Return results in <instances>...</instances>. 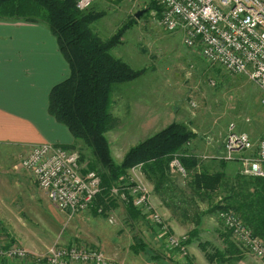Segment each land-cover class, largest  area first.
Segmentation results:
<instances>
[{
	"label": "rangeland",
	"instance_id": "rangeland-1",
	"mask_svg": "<svg viewBox=\"0 0 264 264\" xmlns=\"http://www.w3.org/2000/svg\"><path fill=\"white\" fill-rule=\"evenodd\" d=\"M148 5L149 0L119 3L95 0L89 7L94 14H102L91 26L101 40L110 38L123 25L131 24L112 54L138 75L113 86L109 112L117 124L104 133L110 156L119 165L130 149L175 126L196 137L170 162L178 160L181 164L180 156L194 157L195 168L210 174L219 173L224 165L226 180L235 181L241 175L239 161L251 160V156L256 158L257 145L264 138L261 103L264 95L247 77L229 75L219 66L205 63L197 51L185 48L181 32L163 30L156 13L145 11ZM140 11L144 13L135 18ZM232 134L247 135L250 147L236 151L228 161L225 146ZM70 136L72 144L65 149L78 152L81 167L89 170L90 165L94 166L97 171H90L101 178L107 169L97 164L91 149ZM34 146L17 149L0 145V239L24 248L29 257L45 262L46 252L52 246L74 245L97 249L108 264H188L185 256L196 250L199 243L208 242L210 248L224 251V240L232 242L217 219L218 208L225 205L222 200L227 195L226 185L190 196L189 177H181L170 167V188L177 190L172 192L173 201L170 197L166 200L170 205L175 204L171 211L167 209L178 225L172 224L176 227L173 235L188 238L197 217L200 221L198 235L189 236L190 241L185 245V255L169 249L164 236L155 233L154 228H158L151 222V216L155 214L163 221L159 210L163 205L154 193L152 182L139 167L126 171L128 178L124 184L143 187V196L148 198L153 212L142 215L139 211V219L133 220L122 202L112 200L115 208L105 212L106 216H95L89 211L68 218L19 165L23 153ZM181 167L187 172L182 164ZM136 241L143 243L144 251L137 253L132 249ZM239 258L236 264H264L245 251Z\"/></svg>",
	"mask_w": 264,
	"mask_h": 264
},
{
	"label": "trees",
	"instance_id": "trees-1",
	"mask_svg": "<svg viewBox=\"0 0 264 264\" xmlns=\"http://www.w3.org/2000/svg\"><path fill=\"white\" fill-rule=\"evenodd\" d=\"M76 1L0 0V21L43 23L56 38L58 50L68 65L69 76L51 89L47 110L75 140L91 149L99 166L107 169L100 178L103 193L97 197L95 206H101L104 212L115 208V201L108 199L105 202L108 191L116 185L124 187L128 178L126 171L139 167L152 182L154 193L161 204L171 211L175 204L170 205L166 200L170 197L169 200L173 201L172 192L176 193L177 190L170 188L169 164L173 156L183 152L187 142L196 136L171 126L130 149L119 165L113 162L104 136V133L117 124V120L109 112L112 89L113 86L131 81L138 74L115 58L112 50L120 44L131 24L123 25L110 38L101 40L93 33L91 26L102 14H94L90 8L78 11L75 8ZM121 1L123 0H115V3ZM145 11L154 12L157 17L160 15V8L153 3H149ZM179 161L187 170V190L190 196H196L200 191L212 192L221 185H226L227 195L222 200L225 205L218 208L219 211L232 210L252 230L254 236L264 239V178L238 175L234 178L235 181L229 182L224 176L223 164L219 173L210 174L195 168L197 160L194 157L180 156ZM89 168L97 171L93 169L94 166L90 165ZM174 196L177 197L176 194ZM123 206L131 219H139V210L130 205ZM91 212L95 216H106L105 213L98 215L95 208ZM172 215L175 216L173 213ZM199 226L197 217L185 245L190 241L189 236L195 238L198 235ZM168 234L173 235L167 228L162 236ZM226 236L231 237L229 231ZM224 241V251L210 248L208 242L198 244L209 264H233L240 260L237 244L227 238ZM132 249L139 253L144 251V245L136 241Z\"/></svg>",
	"mask_w": 264,
	"mask_h": 264
},
{
	"label": "built area",
	"instance_id": "built-area-1",
	"mask_svg": "<svg viewBox=\"0 0 264 264\" xmlns=\"http://www.w3.org/2000/svg\"><path fill=\"white\" fill-rule=\"evenodd\" d=\"M115 2V0H106ZM95 0H77L78 11L87 10ZM160 8L159 26L168 32L179 31L183 46L197 51L205 63L219 66L232 76H245L255 83L264 95V0H149ZM264 105V98L262 100ZM250 147L247 135L232 134L226 142V160L233 153ZM251 156L239 161L242 176L264 178V138ZM33 183L47 199L68 218L95 208L102 195L99 175L81 167L78 152L52 144H40L29 149L19 162ZM169 167L182 177L185 170L177 161ZM141 186H114L106 200L130 205L146 215L153 212ZM107 203V202H106ZM217 219L230 232L234 242L253 258L264 261V240L253 235L252 230L232 211L217 213ZM111 222V220H109ZM151 222L165 234L167 227L160 217L153 214ZM166 246L185 255L186 237L164 236ZM28 252L15 244L0 239V260H25ZM46 264H108L97 249L74 245L52 246L45 255Z\"/></svg>",
	"mask_w": 264,
	"mask_h": 264
},
{
	"label": "crops",
	"instance_id": "crops-1",
	"mask_svg": "<svg viewBox=\"0 0 264 264\" xmlns=\"http://www.w3.org/2000/svg\"><path fill=\"white\" fill-rule=\"evenodd\" d=\"M68 76V65L45 24L0 21V145L17 149L44 143L68 147L72 140L69 131L47 110L51 89ZM159 210L166 227L174 233L176 227L172 224L177 225V221L163 206ZM180 229L176 230L182 235ZM157 230L154 228L156 234H162ZM239 249L241 254L243 250ZM185 258L188 264H209L200 248ZM0 264L46 263L28 256L25 260L2 259Z\"/></svg>",
	"mask_w": 264,
	"mask_h": 264
},
{
	"label": "water",
	"instance_id": "water-1",
	"mask_svg": "<svg viewBox=\"0 0 264 264\" xmlns=\"http://www.w3.org/2000/svg\"><path fill=\"white\" fill-rule=\"evenodd\" d=\"M143 13H144V11H140V12L136 13L135 18H139Z\"/></svg>",
	"mask_w": 264,
	"mask_h": 264
}]
</instances>
